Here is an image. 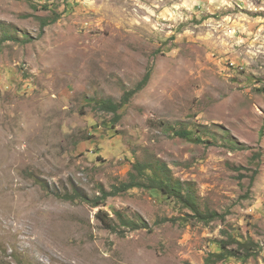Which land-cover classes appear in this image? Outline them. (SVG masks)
<instances>
[{
    "label": "rangeland",
    "instance_id": "374dc122",
    "mask_svg": "<svg viewBox=\"0 0 264 264\" xmlns=\"http://www.w3.org/2000/svg\"><path fill=\"white\" fill-rule=\"evenodd\" d=\"M2 40L0 264H205L247 241L254 257L217 264H264V0H0ZM147 72L117 122L96 106ZM136 163L225 219L144 189L94 207Z\"/></svg>",
    "mask_w": 264,
    "mask_h": 264
},
{
    "label": "trees",
    "instance_id": "16d2710c",
    "mask_svg": "<svg viewBox=\"0 0 264 264\" xmlns=\"http://www.w3.org/2000/svg\"><path fill=\"white\" fill-rule=\"evenodd\" d=\"M42 8L50 11L47 6H44ZM69 10L70 8L66 7L62 14L55 13L52 19L48 21L46 19L39 20L41 31L43 32L45 28L57 22L61 18V16L67 13ZM4 42L5 41L3 40L0 41V48ZM150 77L151 72H147L142 81L137 85V87L133 91L126 93L119 103H114L113 101L106 99L96 101V106L99 107L101 111L113 115L115 122H117L120 119L118 111L123 106H126L129 103V100L148 84ZM174 136L197 145L206 143V141H203L200 137H193V134L188 131L176 132ZM133 189L150 190L159 193L166 199H175L176 202L181 204L182 207L190 210L199 223H203L205 225H208L216 220L223 221L225 219L223 215H219L216 212H201L198 208L193 193L186 187V184L179 181H173L166 167L161 166L160 170L155 172L152 167L141 163L134 164L132 170L127 174V179L121 182L118 186L113 187L110 192H105L104 189H100V196L96 198V203L93 206L99 207L106 199L119 196ZM70 198V200H87L78 192H75ZM115 216L118 225L115 223V220H113V218H110L100 211H98V213L96 214V219L102 224L105 229L113 233H121L120 230L118 231L120 227L129 229H147L148 227L140 218L138 219V221H130L129 219H123L118 213H116ZM236 244L238 248L241 249V251L233 253L234 251L227 249L229 246L228 243L222 242L220 245L223 252L210 254L205 264H217L219 262L227 260L228 258L237 257L242 260H247L255 256L257 245H255L252 241H247L244 243L236 242ZM236 254L238 256H236Z\"/></svg>",
    "mask_w": 264,
    "mask_h": 264
}]
</instances>
